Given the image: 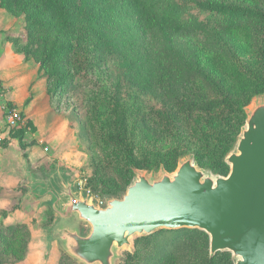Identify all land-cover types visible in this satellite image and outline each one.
I'll list each match as a JSON object with an SVG mask.
<instances>
[{"label": "rangeland", "instance_id": "obj_1", "mask_svg": "<svg viewBox=\"0 0 264 264\" xmlns=\"http://www.w3.org/2000/svg\"><path fill=\"white\" fill-rule=\"evenodd\" d=\"M227 1L259 5L258 0ZM227 37L229 59L254 60L249 45L233 35ZM203 41L202 45L171 25L154 23L131 0H0L2 143L12 129L25 130L22 140L8 134L12 141L8 162L14 169L5 173L12 180L0 185V232L6 234L2 229L6 224L26 225L28 232L11 236L4 248L10 251L14 244L16 252L0 255V264H83L67 254L54 229L61 220L53 206L62 209L67 203L62 193L66 183L72 184L77 197L103 206L107 199L120 197L139 173L153 180L167 172L158 162L146 168L148 150L164 152L181 144L189 151L182 159L192 158L206 175H228L226 157L221 159L215 150L231 123L219 121L187 145L176 138L178 132L164 136L156 114L163 105L200 114L189 105L207 96L198 92L200 85L190 67L196 60L214 75L226 68L214 64L208 40ZM262 102L264 94L254 96L246 116ZM13 112L20 116L14 127L9 123ZM197 116L192 118L200 125ZM243 118L240 113L232 123ZM121 121L135 147V166L126 162L115 134V124ZM187 130L181 128V133ZM205 133L210 135L211 148L198 162L194 152L201 151ZM32 145L43 148L33 160L25 151ZM219 167L223 173L215 171ZM5 183L12 188L10 193ZM65 222L79 226L83 234L89 231L88 224L75 218ZM160 230L132 236L130 247L116 251L114 263L235 264L237 260L228 250L211 255L210 237L204 230ZM22 255L23 259L7 262Z\"/></svg>", "mask_w": 264, "mask_h": 264}, {"label": "water", "instance_id": "obj_2", "mask_svg": "<svg viewBox=\"0 0 264 264\" xmlns=\"http://www.w3.org/2000/svg\"><path fill=\"white\" fill-rule=\"evenodd\" d=\"M226 162L227 176L206 175L190 157L158 179L139 173L103 206L77 197L67 182V203L53 206L61 220L54 229L67 254L83 264H115L116 251L130 247L132 236L178 228L206 231L211 255L228 250L235 264H264V102L247 111ZM68 218L88 224L89 231L67 225Z\"/></svg>", "mask_w": 264, "mask_h": 264}, {"label": "trees", "instance_id": "obj_3", "mask_svg": "<svg viewBox=\"0 0 264 264\" xmlns=\"http://www.w3.org/2000/svg\"><path fill=\"white\" fill-rule=\"evenodd\" d=\"M52 1V0H50ZM139 13L159 25H171L175 31L194 37L203 45L204 40H208V46L212 50L214 64L221 63L227 72L223 70L217 74L210 73L204 69L196 60L190 67L193 70V79L197 81L198 92L207 96L205 101L189 105L193 110L200 114H192L193 111L181 110L163 105L157 109L156 114L162 120L161 133L164 136H173L178 132L176 138H181L184 144L195 143V136L200 139L204 130L211 129L216 123L226 122L229 125L228 131L220 138V144L216 152L221 159L226 157L235 147L239 134L246 121V107L254 96L264 94V0H258L259 5L248 6L234 3L227 0H131ZM228 34L240 38V40L252 49L250 54L255 57L252 62H240L237 59H229L227 56L230 51L225 46ZM223 40V41H221ZM221 44L219 45V43ZM75 58L77 56L75 55ZM193 80V81H194ZM234 81V82H233ZM181 108V107H180ZM183 108V107H182ZM196 111V112H197ZM244 117L243 121L237 124L232 123V119L240 114ZM192 116L200 119V125ZM123 121L116 122L115 134L121 147L124 150L125 160L132 166L137 165L135 147L130 145L125 136ZM188 127L187 133H181V128ZM24 128L11 130L13 136L23 138ZM209 133H205L201 143V151L194 152L198 162L207 156L205 151L211 148ZM208 137V139H207ZM5 140V139H4ZM186 146L178 144L177 147L169 148L167 151L148 150L144 156L146 168H152L157 162L162 164L167 172H172L177 167L182 157L188 155ZM157 165V166H158ZM216 172L223 173V167L215 169ZM6 234L0 235V255L6 257L15 253L14 244L8 251L4 248L14 234L17 238L22 233L28 235L26 225H2ZM186 228L161 229L160 231H180ZM159 231V230H157ZM6 240V241H5ZM16 242V241H15ZM14 242V243H15ZM24 245V248H26ZM6 247V246H5ZM17 250V249H16ZM23 251L19 254H23ZM22 256H13L14 262L23 259ZM169 264V261L166 262Z\"/></svg>", "mask_w": 264, "mask_h": 264}, {"label": "crops", "instance_id": "obj_4", "mask_svg": "<svg viewBox=\"0 0 264 264\" xmlns=\"http://www.w3.org/2000/svg\"><path fill=\"white\" fill-rule=\"evenodd\" d=\"M40 132L41 130L39 129V132L38 134L40 135ZM8 134H10V132L6 133V135L3 137V138H7L3 141V143L1 142L0 143V185H2V183L4 182H7V180H12L10 178L6 179V175L5 173L8 171L9 174L12 173L14 167L12 165H9V162L8 160L10 159L9 157V151H10V146L12 145V141H9V137H8ZM37 135V133H36ZM40 141H42L41 139H38ZM14 142V140H13ZM25 142H28V141H25ZM3 144V145H1ZM23 144V143H22ZM24 145V144H23ZM43 148H41V146H38V149L36 147H34L33 145L32 146H28L26 148V152L28 153V158L33 160L35 158H37L39 156V152H42ZM13 176V175H12ZM6 183L5 185H3V187H5V190H6V193H10L12 191V188L10 187H6ZM8 188V189H7ZM13 215L12 213L10 214V216ZM10 217L8 216L6 218V222H9V219Z\"/></svg>", "mask_w": 264, "mask_h": 264}, {"label": "built area", "instance_id": "obj_5", "mask_svg": "<svg viewBox=\"0 0 264 264\" xmlns=\"http://www.w3.org/2000/svg\"><path fill=\"white\" fill-rule=\"evenodd\" d=\"M20 119V116L13 112V113H10V116H9V123L13 125V127L16 125L17 121ZM2 142V137H0V143ZM45 150H47L46 148H44Z\"/></svg>", "mask_w": 264, "mask_h": 264}]
</instances>
